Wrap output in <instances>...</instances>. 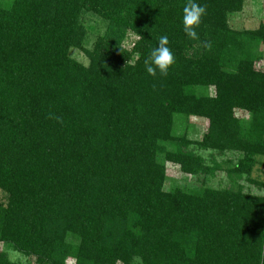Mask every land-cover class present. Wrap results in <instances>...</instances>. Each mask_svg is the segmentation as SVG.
<instances>
[{"label":"trees","instance_id":"16d2710c","mask_svg":"<svg viewBox=\"0 0 264 264\" xmlns=\"http://www.w3.org/2000/svg\"><path fill=\"white\" fill-rule=\"evenodd\" d=\"M245 1L194 0L192 38L188 0H0V242L37 264H264V194L244 184L264 189V25L232 27ZM161 36L175 63L153 76ZM168 162L231 185L166 188Z\"/></svg>","mask_w":264,"mask_h":264},{"label":"rangeland","instance_id":"374dc122","mask_svg":"<svg viewBox=\"0 0 264 264\" xmlns=\"http://www.w3.org/2000/svg\"><path fill=\"white\" fill-rule=\"evenodd\" d=\"M230 23L232 27L238 29H253L259 27L260 25H264V0H246L243 3V10L239 13H234L233 15H231ZM87 24L89 26L95 27L94 29H91L89 33V45H91L96 39L97 35L104 32L105 24L101 21V19L93 15H89L87 17ZM134 39L135 35L131 34L129 36V39L127 40V46H131L134 42ZM260 50L263 55H261L258 59L257 68L264 69V46H261ZM72 56L85 64H88L89 62L88 58L80 50L74 49L72 51ZM189 124L190 126H188L187 128L190 131L189 136L196 140L201 139L206 128V121L204 119L193 118L190 120ZM178 131H182V125L180 124L178 125ZM195 149L198 153L202 154L205 157L208 165H213L212 161L213 159H215L225 168L229 166V163L226 162L232 159L235 160L237 156V153L235 151H226L223 154H219L217 153V151L212 152L211 150H201L197 146H195ZM258 159L264 162V157L260 156ZM167 175L168 180L166 183V188H171L175 185L189 188H200L203 186L221 188L229 187L231 185V182L229 181V178L227 177L225 171L216 172L214 176L205 174L203 172L198 175H190L182 172L178 165L171 162L167 163ZM252 177L254 179L264 181V165L262 163L256 165ZM244 184L247 190L250 189L254 193L264 194V189H261L256 184H251L247 181H244ZM4 249L10 252L9 255L14 260L20 261L23 264H37L34 257H26L17 251H13L11 248L7 247V245L0 242V250ZM71 262L72 261H70L69 264Z\"/></svg>","mask_w":264,"mask_h":264},{"label":"clouds","instance_id":"9594fccd","mask_svg":"<svg viewBox=\"0 0 264 264\" xmlns=\"http://www.w3.org/2000/svg\"><path fill=\"white\" fill-rule=\"evenodd\" d=\"M206 13V8L198 5L194 0H188V3L183 7V30L192 37L196 38L195 27L201 22V17ZM169 40L167 36H161L158 40V45L154 47L147 60H145V68L148 74L156 75L157 69L161 75H167L170 66L175 63V57L168 47ZM206 47L211 45L206 43Z\"/></svg>","mask_w":264,"mask_h":264}]
</instances>
